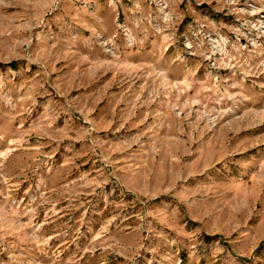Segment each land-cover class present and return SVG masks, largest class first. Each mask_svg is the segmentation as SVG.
I'll return each mask as SVG.
<instances>
[{
	"label": "rangeland",
	"instance_id": "rangeland-1",
	"mask_svg": "<svg viewBox=\"0 0 264 264\" xmlns=\"http://www.w3.org/2000/svg\"><path fill=\"white\" fill-rule=\"evenodd\" d=\"M0 264H264V0H0Z\"/></svg>",
	"mask_w": 264,
	"mask_h": 264
}]
</instances>
